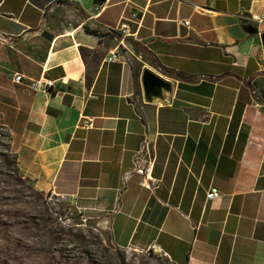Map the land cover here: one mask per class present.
I'll list each match as a JSON object with an SVG mask.
<instances>
[{"label":"crops","instance_id":"obj_1","mask_svg":"<svg viewBox=\"0 0 264 264\" xmlns=\"http://www.w3.org/2000/svg\"><path fill=\"white\" fill-rule=\"evenodd\" d=\"M251 15L264 0H0V119L23 176L120 247L264 264V20ZM144 68L171 82L168 101H144ZM144 141L154 189L123 181Z\"/></svg>","mask_w":264,"mask_h":264},{"label":"rangeland","instance_id":"obj_2","mask_svg":"<svg viewBox=\"0 0 264 264\" xmlns=\"http://www.w3.org/2000/svg\"><path fill=\"white\" fill-rule=\"evenodd\" d=\"M0 264H174L161 252L120 247L105 224L35 189L18 168L0 119Z\"/></svg>","mask_w":264,"mask_h":264},{"label":"built area","instance_id":"obj_3","mask_svg":"<svg viewBox=\"0 0 264 264\" xmlns=\"http://www.w3.org/2000/svg\"><path fill=\"white\" fill-rule=\"evenodd\" d=\"M70 2H73L75 4H81L82 0H68ZM132 17H137V14L132 13ZM250 19L253 21L261 22L264 20V16L259 15H251ZM185 24H188L189 21L185 20ZM129 26L127 22H123L119 25V28L123 33H126ZM118 59V55L116 51H112L110 57L107 58V61L112 62L116 61ZM13 81L15 82H21L22 81V74H14ZM40 82L39 80L34 81L32 84V88H38ZM46 87H49L50 89H53L55 86L52 81L46 80L45 82ZM87 125H90L88 123ZM153 166H154V157L152 156L151 149L149 147V142L144 141V143L141 145L140 148L135 150L132 157V167L130 170L124 173L123 175V181L125 182L126 179L133 173L139 174L142 177L141 184L145 186L148 189H154L158 187L159 180L155 177H153ZM52 193H46V197L48 201H51L53 199ZM220 195L219 190L216 187H211L206 192L207 199H214L217 198ZM165 255V254H164Z\"/></svg>","mask_w":264,"mask_h":264},{"label":"water","instance_id":"obj_4","mask_svg":"<svg viewBox=\"0 0 264 264\" xmlns=\"http://www.w3.org/2000/svg\"><path fill=\"white\" fill-rule=\"evenodd\" d=\"M264 45V33L261 34ZM141 89L144 101L147 103H164L172 96V84L154 71L144 68L141 72Z\"/></svg>","mask_w":264,"mask_h":264}]
</instances>
